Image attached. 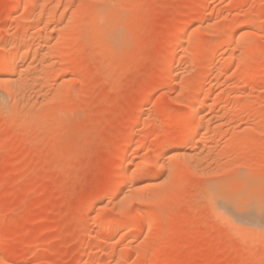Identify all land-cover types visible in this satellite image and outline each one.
<instances>
[{"label":"rangeland","instance_id":"374dc122","mask_svg":"<svg viewBox=\"0 0 264 264\" xmlns=\"http://www.w3.org/2000/svg\"><path fill=\"white\" fill-rule=\"evenodd\" d=\"M101 2L0 0V48L22 66L0 104V264H264L262 212L235 226L207 194L233 186L242 208L264 191V0H110L96 23ZM196 93L193 154L170 159Z\"/></svg>","mask_w":264,"mask_h":264},{"label":"bare ground","instance_id":"6f19581e","mask_svg":"<svg viewBox=\"0 0 264 264\" xmlns=\"http://www.w3.org/2000/svg\"><path fill=\"white\" fill-rule=\"evenodd\" d=\"M15 3H13L14 5L15 4H18V1L19 0H13ZM72 1V0H71ZM86 1V0H85ZM91 1V0H90ZM102 2V4H103V6L100 4V6H99V4H98V7L96 8V9H94V6H93V10H95V17L93 18L95 21H96V23L97 22H102L105 18H107L106 17V15L108 14V10H107V5H108V3L110 2V0L108 1V3L107 2H105L106 0H101ZM88 3V2H87ZM86 3V4H87ZM106 3H107V5H106ZM111 3V2H110ZM86 4H84V5H86ZM94 4V3H93ZM19 5V4H18ZM82 5V4H81ZM80 5V6H81ZM95 5V4H94ZM92 6V5H91ZM112 6V5H111ZM85 7V9L86 8H89L90 6L88 5L87 7L86 6H84ZM96 7V6H95ZM83 8V7H82ZM81 8V9H82ZM11 9V8H10ZM13 9H15V7H12V10ZM80 9V10H81ZM90 9H92V7H90ZM65 10H67L66 8H65ZM64 11V10H63ZM112 12V11H111ZM62 14H64V13H62ZM90 14H93L92 12L90 13ZM94 16V15H93ZM77 17V16H76ZM78 18H79V16H78ZM78 18L76 19V20H78ZM89 18L90 17H88V21H89ZM48 19V18H47ZM75 20V21H76ZM87 20V19H86ZM74 21V22H75ZM105 21H107L108 22V19L107 20H105ZM83 22V21H82ZM110 22V21H109ZM62 23V22H61ZM76 23V22H75ZM75 23H73V24H75ZM69 24H71V23H69ZM69 24H68V26H69ZM73 24H71V25H73ZM86 24H88V22L86 23ZM105 24V23H104ZM65 25H67V22H66V24ZM70 25V26H71ZM100 27V26H99ZM65 28H67V27H65ZM69 28V27H68ZM60 29V28H59ZM101 29V28H100ZM104 30V29H103ZM114 30V29H113ZM111 36V35H110ZM190 36V32H189V30H188V24L186 23V25H184V27L182 26V27H180V29H178V30H176L175 32H173V34H172V37H171V39H170V42H171V44L173 45V46H175L177 43H178V41H179V39H182V38H186V40H187V37H189ZM21 37H23V36H21ZM25 37V36H24ZM107 37V36H106ZM18 38V37H17ZM20 38V37H19ZM110 38V37H109ZM112 38H114V37H112ZM104 39V38H103ZM108 39V38H107ZM226 39V38H225ZM21 40V39H20ZM59 40V39H58ZM117 40V39H116ZM227 40V39H226ZM226 40H224L223 39V41H226ZM229 40V39H228ZM23 41V40H22ZM21 41V42H22ZM222 41V42H223ZM110 42V41H109ZM109 42H107V43H109ZM116 42V41H115ZM222 42H220V43H222ZM5 43V42H4ZM23 43H24V41H23ZM2 44V43H1ZM113 44V43H112ZM111 44V45H112ZM223 45H225V43L223 42L222 43ZM3 45V44H2ZM2 45L0 46V47H2ZM14 45H15V43H14ZM183 45V44H182ZM217 45V44H216ZM221 44H218L216 47H219ZM227 45V44H226ZM230 45V44H229ZM3 46H5V45H3ZM9 46V45H8ZM39 46V45H38ZM38 46L36 47V48H38ZM171 46V45H170ZM6 47V46H5ZM10 47V46H9ZM8 47V48H9ZM173 48V47H172ZM41 49V48H40ZM170 50V49H169ZM168 50V51H169ZM3 51H5V50H3V48L1 49L0 48V55H3ZM9 51V50H8ZM19 51V50H18ZM21 52H19L20 54L22 53V54H24V56L26 55V57H28V55H27V53H31L32 52V54L33 53H35V51H36V49H35V51H34V47H32V46H27V45H25V44H23L22 46H21V50H20ZM43 51V50H42ZM173 51V50H172ZM172 51L170 50V52L172 53ZM13 52V51H12ZM41 52V51H40ZM38 52L36 51V54H37ZM165 53H167V52H165ZM171 53L169 54L170 56H171ZM10 54H11V52H10ZM10 54L8 55V57L10 56ZM31 55V54H30ZM4 56V55H3ZM22 56V55H21ZM35 56H37V55H35ZM166 56H167V54H166ZM4 57H6V58H4ZM4 57H0V89H1V91H0V99L2 100V101H0V104L4 107L5 106V104H6V102H5V99L8 97V98H11V96H12V94H14L16 91V88H14V86H16V84H15V82L13 81V80H16V78L14 77V76H16L15 74H16V72H18V70L22 67V66H18L19 64H15L16 63V61H15V63H14V59L17 57V56H15V58H13L12 57V54H11V57L13 58V59H11V58H8L7 57V55L6 56H4ZM171 58H172V56H171ZM170 57L169 58H166V61H165V72H164V76H165V78L167 79V78H171L172 76H174L173 75V61H172V59H171ZM17 59V58H16ZM25 59V58H24ZM24 59H22V60H24ZM34 59V58H33ZM21 60V61H22ZM48 61V60H47ZM47 61H46V63H47ZM19 63V62H18ZM22 63V62H21ZM21 63H20V65H21ZM45 63V64H46ZM29 64V63H28ZM175 66V65H174ZM27 67V66H26ZM22 69V68H21ZM25 69V68H24ZM23 71V70H22ZM175 72V71H174ZM19 74H22V73H19ZM18 76V75H17ZM11 81H13V89H15V90H11L10 89V87H11ZM18 83V82H17ZM13 91V93L11 92V91ZM211 90H212V87L211 86H209L208 88H207V92H211ZM15 91V92H14ZM11 92V93H10ZM10 94H11V96H10ZM15 94H17V93H15ZM197 95L199 96V94L198 93H196V95H194V97L195 98H192L191 100H193V102H190V103H187V105H188V109L190 110V112H191V118L190 117H188L187 118V122H186V119L184 120V119H182V120H184L183 121V123H184V125H187L188 124V126H189V128L190 129H188V130H190L189 132H184V133H182V134H180L177 138H175L174 140H171L170 141V146L165 150V155H166V157L168 156L170 159H173V158H176V159H183V161H185L186 160V157H188V155L189 154H191L192 152H191V150H189L190 149V147H188L187 145H186V143L187 142H191L192 140H193V135L195 134V133H197L198 132V130L201 128V122H202V119H201V117H200V115H201V113L203 112V111H205L204 110V108H205V104L204 103H202V102H199V98L197 97ZM13 97H14V95H13ZM17 97V96H16ZM15 97V98H16ZM14 98V99H15ZM9 100V99H8ZM13 100V99H12ZM190 100V101H191ZM28 101V100H27ZM10 103V102H9ZM8 103V104H9ZM27 103V102H26ZM30 103H32V102H30ZM200 103H201V105L202 106H200ZM16 104H18V103H16ZM20 104V103H19ZM25 103H23V105H24ZM29 104V103H28ZM203 104H204V106H203ZM2 106H0L1 108H2ZM9 106V105H8ZM7 106V107H8ZM13 106H15V105H13ZM26 107H28V106H25V108H23V109H27ZM31 107V106H30ZM33 107V106H32ZM2 109H5V110H7L8 108H6V106H5V108H2ZM1 109V110H2ZM22 108L20 107V110H21ZM14 110V109H13ZM19 110V112H21ZM9 111V110H8ZM11 111V110H10ZM30 111H32V110H30ZM32 113H33V111H32ZM36 113V112H35ZM38 113V112H37ZM36 113V114H37ZM140 114H141V112H139ZM16 114V113H15ZM40 114V113H39ZM11 115V114H10ZM13 115V114H12ZM19 115H21V113L19 114ZM139 115V114H138ZM6 116H8V115H6ZM16 116V115H15ZM14 116V117H15ZM17 116H18V114H17ZM37 116V115H36ZM44 116V115H43ZM38 117V116H37ZM42 117V116H41ZM49 117H50V115H49ZM190 118V119H189ZM36 119V118H35ZM39 119V118H38ZM11 120H12V118H11ZM13 120H15V119H13ZM45 120V119H44ZM181 120V119H180ZM201 120V121H200ZM37 121V120H36ZM14 122V121H13ZM33 122H35V120H34V118H33ZM43 122V121H42ZM41 122V123H42ZM11 123V122H10ZM201 125V126H200ZM187 127V126H186ZM188 128V127H187ZM187 130V129H186ZM195 139V138H194ZM166 140V139H165ZM167 141V140H166ZM166 141H164V142H162L161 141V144L164 146V145H166V143L168 142H166ZM175 143H179V145L178 146H176V144ZM190 144H192V142L190 143ZM189 144V146H191ZM167 145H169L168 143H167ZM189 148V149H188ZM127 152V151H126ZM129 152V151H128ZM193 154V153H192ZM121 155V154H120ZM119 155V156H120ZM128 155V154H127ZM126 158L128 159V156H126L125 154L124 155H121V157H120V159H122V160H120V162L121 161H123L124 159L126 160ZM168 159V158H167ZM185 159V160H184ZM124 162V161H123ZM127 163L129 162V161H126ZM125 164V163H124ZM123 164V165H124ZM131 164V163H130ZM185 164V163H184ZM187 164V163H186ZM186 164H185V166H186ZM126 165H129V163L128 164H126ZM131 165H129V166H127L126 168H125V170L124 169H122V170H124V171H122L121 173H119V175H118V177H117V179L115 180L116 181V186H117V184L119 185V189H118V195H120V197H121V194L123 193V186L125 187V185H127V184H129V183H131L132 184V178H134L133 176H135V174H136V172H138L137 171V169H139L138 168V166H137V169H130V168H132V166L130 167ZM136 168V167H135ZM142 168V167H141ZM242 177H243V175H242ZM241 177V181L243 182V180H244V182H246V183H248V186H249V184H250V186H251V184H254V182H252L248 177L249 176H247V178H242ZM245 177H246V175H245ZM237 181V180H236ZM225 182V181H224ZM231 182V181H230ZM241 182V183H242ZM208 183V182H207ZM226 183V182H225ZM233 183H234V181H233ZM224 184V183H223ZM229 184V183H228ZM243 184V183H242ZM241 184V186H243ZM233 185V184H232ZM256 185V184H255ZM115 186V187H116ZM224 186V185H223ZM226 187L228 186V185H225ZM230 186V185H229ZM248 186L247 185H245L244 187H242V188H244L245 189V187H247L248 188ZM249 186V187H250ZM253 187H254V185H252ZM209 188V187H208ZM207 188V194H209V196L208 197H210V198H208V200H209V203L211 204L210 205V207L212 206V209H214L213 211H214V213L218 216L219 215V218H220V216L221 217H223V219L224 218H226V219H228L229 220V222L231 223V224H233V225H243L244 226V224L247 226V225H250V226H254L255 224H258V219H259V217L260 216H262V220H263V213H260V216H259V212L261 211L260 210V208L259 207H257L258 206V201H257V203L255 204V206L254 207H252L251 208V210L250 211H242V210H240L241 209V204H240V201H239V199H240V197H241V194H240V197H238L239 195H237L236 194V191L233 189V186H232V189H230V191L229 190H227V189H225L224 187H222L221 185H213L212 186V188H211V186H210V188L208 189ZM255 188V187H254ZM241 189V188H240ZM243 189V190H244ZM112 190H114V189H112ZM209 190V191H208ZM232 190H234L235 192H232ZM242 190V189H241ZM251 190V189H250ZM255 190H257V189H255ZM263 190V189H262ZM239 191V190H238ZM248 191V190H247ZM109 192V191H108ZM126 193V192H125ZM109 194V193H108ZM239 194V193H238ZM245 194H247V193H245ZM259 194V193H258ZM257 193H255V191L253 192V194H250V197L252 196V197H255V198H257L259 195H258ZM122 196H124V195H122ZM247 196V195H246ZM245 196V197H246ZM115 197V196H114ZM242 197H243V194H242ZM258 199V198H257ZM246 200V199H245ZM237 201H239V205H237ZM243 201V200H242ZM241 201V202H242ZM115 202V201H114ZM243 203V202H242ZM247 203V202H246ZM117 205V204H116ZM257 205V206H256ZM243 206V205H242ZM243 208V207H242ZM215 215V216H216ZM218 218V217H217ZM147 220H150V219H148L147 217H142L141 218V220L139 221V223H137V221L135 222V223H132V224H128L127 226H124V225H120V226H118L117 224H114L113 226H118V227H116L115 226V228H118V229H121V228H124V227H126V229L128 230V232L129 233H131V232H134V231H136V230H138V228H139V225H140V227H141V224L143 223V222H145V221H147ZM227 220V221H228ZM225 221V220H224ZM262 223V222H261ZM123 224V223H122ZM125 224H127V223H125ZM101 225V224H100ZM99 225V226H100ZM143 225V224H142ZM235 225V226H236ZM260 225V224H259ZM112 226V224H110V222H106L105 224L104 223H102V227L103 228H108V227H113ZM101 227V226H100ZM101 227V228H102ZM249 227V226H248ZM258 227V226H257ZM262 227H263V225H262ZM238 228V227H237ZM253 228V227H252ZM232 229H233V227H232ZM238 234V233H237ZM86 262V261H85ZM84 262V263H85ZM5 263V262H4ZM11 263V262H10ZM86 263H88V261L86 262ZM85 263V264H86Z\"/></svg>","mask_w":264,"mask_h":264},{"label":"snow or ice","instance_id":"6c2138e0","mask_svg":"<svg viewBox=\"0 0 264 264\" xmlns=\"http://www.w3.org/2000/svg\"><path fill=\"white\" fill-rule=\"evenodd\" d=\"M261 188L264 189V183H262ZM247 203L241 208L242 211H250L252 207L257 203V198L255 197H245ZM259 207L262 213H264V191H262L261 195L258 198ZM237 205H239V201H237Z\"/></svg>","mask_w":264,"mask_h":264}]
</instances>
